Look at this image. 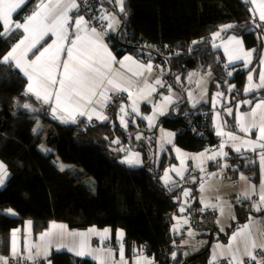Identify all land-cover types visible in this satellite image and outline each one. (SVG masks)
<instances>
[{
	"label": "trees",
	"instance_id": "16d2710c",
	"mask_svg": "<svg viewBox=\"0 0 264 264\" xmlns=\"http://www.w3.org/2000/svg\"><path fill=\"white\" fill-rule=\"evenodd\" d=\"M36 2L30 0L14 18L23 20ZM101 3L112 4L113 1L100 0ZM123 7V12L118 11L121 20L118 33L108 36L118 57L132 53L166 61L174 78L179 75L182 79L191 70L210 68L211 92L224 88L228 82L222 52L207 40L211 33L222 31L223 37L242 36L248 47L258 50L262 44V29L254 22L250 5L244 0H125ZM229 25L231 27H227ZM20 37L21 32L17 30L0 36V58ZM234 73L230 81L242 86L244 71ZM26 86L27 78L20 70L10 62L0 63V160L10 171L5 185L0 187V252H9L11 230L26 221L32 223L37 233L56 220L67 223L70 228H122L127 243L145 245L158 264H182L193 255L186 256L178 250L186 230L174 228L175 217L186 213L173 204L170 196L178 199L180 186L172 188V184L164 185L160 180L174 158L167 157L166 152L156 165L153 139H146L147 145L141 142L139 146L145 160L140 167L126 164L123 161L126 154L119 150L121 145L128 150L127 143L132 148L137 146L136 135L145 133L140 129L146 125L145 121L140 118L138 123L130 122L125 128L113 112L107 120L96 124L85 120L62 122L49 114L47 106L26 94ZM254 97L264 98V89ZM208 109L206 104L192 106L181 102L173 106L171 116L160 118L159 125L177 132L175 144L199 151L218 141ZM202 111L208 112L203 138L188 127L200 123ZM182 128L185 130L180 131ZM262 152L264 149L244 153L229 151L222 161L211 166H225L223 174L228 178L236 179L242 173L257 182ZM62 164L77 171L74 181L63 175ZM83 178L94 181V199L87 198L76 187ZM195 188L197 190L196 185ZM199 208L200 201L194 208L197 218L201 215ZM5 209H14L19 216L11 217L3 212ZM252 214H264V210L256 211L248 201L237 203L227 232L242 225ZM192 223L195 227L194 221ZM199 223V236L209 240L210 227L203 229L201 221ZM208 243L205 241L196 253L204 251ZM209 252L210 248L190 264H207ZM53 257L60 258V264H93L69 254Z\"/></svg>",
	"mask_w": 264,
	"mask_h": 264
},
{
	"label": "crops",
	"instance_id": "0c3cea01",
	"mask_svg": "<svg viewBox=\"0 0 264 264\" xmlns=\"http://www.w3.org/2000/svg\"><path fill=\"white\" fill-rule=\"evenodd\" d=\"M29 1L30 0H26V3L21 5V7L17 9L16 12H13V21L21 23L24 22V19L16 20L14 16ZM110 1H113V3L100 4L99 18L101 19V17L105 15L111 18L110 12L108 11L115 10V12L119 16L120 23H115L114 27L110 28L108 27V25L112 23V20L101 19L100 23L103 24V28H101L99 25H94L89 21V19L81 10L78 0H76L77 4L79 5L78 9H73L68 13L71 19L69 21V24L67 25L69 39L65 42V47L67 48L70 46V41L74 39L77 34L74 21L80 16H83L84 19L88 21L89 33L91 28H95L97 32L101 34L99 37L100 42L106 45L108 52H110L112 57L115 58L114 62L109 61L112 66L113 73L120 74V82L129 87V91L132 93V96L129 97L128 92L108 91V97H110L114 93H120L122 95V99L120 100V102L114 106L113 112H115L118 116H123L125 121L127 120L129 123H138V119H143L146 125L143 124L140 129L145 131V133L138 132V134L136 135V140H140L141 138H145L148 140L153 139L155 152L158 151L159 155H161L160 157H162V155L167 152V157L174 158L175 161L173 160L170 162L171 164H169L172 165L176 163L177 166L182 169L181 173L183 174L184 178L178 179L179 183L177 184H175L176 181L171 183L173 185L172 188L179 187L180 185L185 183H190L197 186L198 197L200 201L199 212L201 213L199 221H201V225L203 227H215L213 236L214 239L210 246L207 264H230L233 255H235L238 259H242L243 264H256V261L250 260L247 256L244 255V248L246 241L248 242L249 246L251 245L252 241H255L257 245L264 244V214H252L250 215L249 219L242 225L236 227L230 233L227 231L233 223L235 216V205L237 203L241 201H248L251 202L255 208V205L259 202L261 185L262 183H264V170H262L260 164L259 180L257 182H254L250 177L242 173L239 174L236 179L228 178L223 174L225 166L212 167L211 165L222 161L228 155L229 151H234L236 153L252 152L253 150L251 149V147L243 144L242 141L258 140V127L250 128V131L248 132L241 131L240 118L243 117V122L245 123V125L250 127L253 123V118L251 116L252 110L258 103L264 101V98L254 97L255 93L264 89V87H253L251 91H245V89L248 88L250 84V75L252 76L251 84H260V73L264 71V64L261 63V61L264 60V30L261 31L262 44L259 50L255 47H248L246 45L245 39L242 36L230 35L228 37H223L222 31H216L210 34V36L213 37V41L211 43L221 50L225 59L223 69L232 67L235 72L244 71L245 74V80L242 86H239L236 83L230 81V79L235 75L234 73L227 75L228 82L224 86V88L211 92L210 86L213 82V74L210 70L202 71L200 69H194L191 70L185 77H183V79L179 75L174 78V76L172 75V69H170V65L166 61H156L152 58L141 57L132 53H126L123 56L118 57L116 55V52L112 48L110 41L108 40V36L112 33H116L121 25L120 15L118 13V11H120V6L116 2V0ZM244 1H247L250 5L254 22L257 25H260L262 23L264 24V21H261L259 19V11L257 9V5L260 3V0H257V4H253L251 0ZM44 2L47 3L48 0H44ZM53 2H55V0H53ZM65 2H67V0H65ZM38 3L39 0H37L34 9L36 8V5ZM254 9L257 10L254 11ZM60 10L61 9H57V11ZM32 12L29 15H31ZM16 30L21 32V37L16 42L18 43L19 40L23 38L24 33L22 29H15L14 31ZM216 33H219V36H216ZM80 35H84V33L81 32ZM93 38L95 39V37ZM55 39L56 37L49 33L48 35L44 36L43 40L40 41V44L37 45V48H41L42 45L46 47ZM237 41H239L240 43L238 44ZM23 47L24 46H22L21 51L23 50ZM81 48L85 52H87L88 55L95 57L97 60L109 59L103 52V50H95L94 47L89 45L86 41L82 42ZM35 51L36 49H33L32 52H29L27 59H34L35 57L33 55V52ZM246 52L252 53L250 57V63H246L245 58H234L237 55L243 56V54ZM125 57H132V60L136 61L139 64L147 65L150 63L152 65L151 72L145 71L142 76L134 75V72L142 70L138 69L136 64H133L132 61H124ZM230 57L233 58L230 60ZM66 58V52L62 53L61 60ZM257 58L258 62L256 63ZM120 61H124V67H121L119 63ZM10 63H12L16 69L20 70L15 66L14 61ZM96 66L100 67L99 64H97ZM157 80H159L161 83L157 84ZM28 83L29 81L27 79V85ZM104 87L110 89V86H108L106 83ZM236 87H240L241 89L237 91ZM218 93L221 95H217ZM31 95L35 97L34 94ZM109 101L110 99L107 100L106 104H108ZM133 101L136 102L138 112L133 111L132 109ZM181 102H187L192 106L206 104L209 107L208 110L210 111V118L215 129L214 133L216 138L218 139L216 144L208 146L199 151H191L175 144L177 136V132L175 130L165 128L160 125L158 126V128H156L160 118L163 116H171L173 106ZM40 103L48 107L49 114L52 117L56 118V116H66V113H62L59 111L54 116L52 112V108L55 106L54 98L48 104H45L42 101H40ZM105 106L100 107V105L93 103L91 107L95 108L98 113L102 114L108 119L113 113L110 115H105ZM121 106H123L125 109L124 113L121 112ZM229 109H231V114L228 111ZM262 113H264V109H256V117L254 122L257 125L260 124V117ZM148 117H151V120H149ZM87 119V115H77L75 121H87ZM92 119H95L96 121L107 120L97 119L96 115H93ZM58 120L62 122H73L71 119H67L66 121L62 119ZM155 130L156 132L154 134H148V132L152 133ZM219 131H222L226 134L230 133L236 137H239V139L234 141L229 139L228 135H218L217 133ZM144 134L146 137L144 136ZM260 143H264V141H260ZM221 144L224 145L223 152L227 153V155H218L216 159H208V156L221 150ZM237 146L240 147V152L235 151V147ZM131 149L135 150L134 148ZM256 150L262 149L257 148ZM156 157L157 154L155 155V161ZM156 164L158 163L156 162ZM75 174H77V171L75 169H63V175L70 181L75 180ZM241 176H244L247 179L242 180L240 178ZM6 181H4V183L0 185V187H3ZM252 186H254L255 192L252 191ZM76 187L87 198H95V185L94 181L91 178H83L76 183ZM185 192L188 193L187 196L184 195ZM192 193L193 190L190 188H186L183 191V198L187 197L189 200V206L185 208L190 209L191 204L195 200ZM244 193H248V196L250 198H245L243 195ZM177 200L178 199H176L175 201ZM185 208L182 209L185 210ZM262 210H264V208H262L260 211ZM222 211H224V215L222 214ZM3 212L11 217L19 216L14 209H5L3 210ZM182 212L184 213V211ZM182 217L183 216L175 217L174 228L178 231L181 230L179 229L181 227L178 224L179 222L181 223ZM29 222L30 221H26L24 225L11 230L9 252H0V257L4 258V260L7 261V264H17L16 260L20 259L25 262V264H40L41 262L44 264H60L61 259L55 258V260L53 257L54 254H69L76 259H88L93 264H100L101 260L104 262V264H121V247L123 248L124 261H126L127 264H136L137 260L140 261V264H149V262L150 264H158L155 257L147 252V247L145 245H129L126 241V232L122 228H117L116 230H113L109 226H91L89 228L83 229L70 228L67 223L54 220L51 221L44 230L35 233L32 223ZM220 222L223 223L224 226H222ZM53 224L63 225L66 227L63 230L58 228L53 229ZM246 225L248 227L243 232V234L237 235L236 239L233 240V236L237 233H240L242 229H245ZM90 229H95V232H90ZM105 229L108 230L106 237H102L98 234L103 233ZM13 232L16 233V255H13L12 251ZM48 232H51L52 234L41 239L42 235ZM70 233H82L84 235H70ZM121 233L122 236L120 235ZM82 241L86 244V250L92 252V255L80 256L76 255L74 251L69 250L70 248H76L78 250L79 245ZM205 241L206 240L200 241L197 246H192L191 250L189 248L186 249L182 247L181 243L178 250H181L184 255L189 256L198 252L205 245ZM229 245H231V247H229ZM109 250L111 251V255H109ZM253 251L257 256V259L264 258V251H261L259 247H257ZM29 257L32 258L30 259ZM13 259H15V261H13ZM0 264H4V261L0 260Z\"/></svg>",
	"mask_w": 264,
	"mask_h": 264
},
{
	"label": "snow or ice",
	"instance_id": "6c2138e0",
	"mask_svg": "<svg viewBox=\"0 0 264 264\" xmlns=\"http://www.w3.org/2000/svg\"><path fill=\"white\" fill-rule=\"evenodd\" d=\"M116 2L120 6V11L123 12L124 0H116ZM251 2L257 4V0H251ZM24 3H26V0H0V24L3 26V30L0 31V36H7L15 29H22L24 33L23 38L12 47L11 51L0 58V63L15 62V66L23 72L29 81L26 94H34L37 100H40L45 104L50 103L54 98L55 106L52 108L54 116L58 111L66 113V116H56V118L65 121L71 119L75 122L77 115H87L89 120L92 119L93 115H96L97 119H107V117L98 113L95 108L91 107L93 103L100 105V107H104L107 100L110 99L107 95L108 91L128 92L129 97L132 96V93L129 91V87L120 82V74L113 73L109 61L114 62L115 58L112 57L110 52H108L106 45L100 42L99 37L101 34L98 33L95 28H91L89 33L88 21H86L83 16H80L74 21L77 34L75 38L70 41V46L66 48L65 42L69 39L67 25L71 19L68 13L73 9H78L79 5L76 0H67V2H65V0H55V2H53V0H48L47 3H45L44 0H39V3L36 5L32 14L24 17L23 23L13 21V12H16ZM57 9L61 10L57 11ZM257 9L259 11V19L264 21V0H260ZM257 9H254V11ZM101 19H111L112 23L108 25L110 28L114 27V24L116 23L114 17L110 18L107 15L101 17ZM227 27H231V25ZM81 32H83L84 35H80ZM49 33L55 36L56 39L46 47L42 45L41 48H37L40 41ZM215 35L219 36V33H216ZM93 37H95V39ZM85 41L93 46L95 50H103L109 59L97 60L95 57L88 55V53L81 48L82 42ZM237 43L239 44L240 42L237 41ZM22 46L24 47L21 51ZM33 49H36V51L33 52L35 58L29 60L27 59L28 53L32 52ZM65 52L67 58L61 60V54ZM251 55V52H246L243 56L237 55L234 58H245L246 63H250ZM232 58L233 57H230V60ZM124 61H132L133 64H136L138 69L142 70L134 72V75L142 76L145 71L151 72L152 70V65L150 63L147 65L139 64L136 61H133L132 57H125ZM124 61L119 62L121 67H124ZM261 63L264 64V60H262ZM97 64H99L100 67H97ZM249 81L250 84L249 87L245 89L246 92L251 91L253 87H264V71L260 73L259 85L251 84V75L249 76ZM105 83L110 86V89L104 87ZM156 83L159 84L161 82L157 80ZM217 95L221 94L218 93ZM24 107L28 108L30 106L24 105ZM132 109L133 111L138 112L135 101H133ZM256 109H264V101L258 103L252 110L251 116L253 118V123L250 127L245 125L243 117L240 118L241 131L248 132L250 131V128L258 127L259 137L257 141H242L243 144L251 147L253 151L257 148L264 149V143H260V141H264V113L261 114L260 124L257 125L254 122ZM228 111L231 114V109ZM121 112H125L123 106H121ZM148 119L151 120V117H148ZM121 123L126 126L123 116L121 117ZM217 134L228 135L229 139L234 141L239 139V137L230 133L226 134L222 131H219ZM115 142L118 143L119 141ZM223 147L224 145L221 144V150L208 156V159H216L218 155H227V153L223 152ZM235 151L240 152V147H235ZM126 162L129 164L138 163L139 159L138 157L129 158ZM260 164L262 170H264V152L260 154ZM173 171H177L178 174H181L178 169H173ZM6 176V165H4L3 162H0V185L4 183ZM240 178L242 180L247 179L244 176H241ZM252 191L255 192L254 186H252ZM184 195L187 196L188 193L185 192ZM243 195L245 198H250L248 193H244ZM262 208H264V183L261 185L260 199L255 205V210L260 211ZM181 211H183V209H181ZM65 227L66 226L63 225H52L53 229L58 228L63 230ZM247 227L248 226L246 225L245 229H242L240 233L235 234L232 239L235 240L237 235H242ZM89 231L95 232V229H90ZM107 232L108 230L105 229L103 233L98 234L102 237H106ZM51 234V232L44 233L41 239L45 236H50ZM70 235L83 236L84 234L70 233ZM120 235L122 236V233ZM15 237L16 233L13 232V255L17 254ZM229 247H231V245H229ZM257 247H259L261 251H264V244L257 245L255 241H252L249 246L246 241L244 255L250 260L256 261V264H264V258L257 259V256L254 254L253 250ZM69 250L74 251L76 255L80 256L92 255V252L86 250V244L83 241L80 243L78 250L76 248H70ZM109 255H111L110 250ZM29 258L31 259L32 257ZM0 260H3L4 264H7V261L4 260V258L0 257ZM120 260L121 264H127V262L124 261L122 247L120 250ZM100 264H104V262L101 260ZM136 264H140V261L137 260ZM230 264H243V260L238 259L233 255Z\"/></svg>",
	"mask_w": 264,
	"mask_h": 264
},
{
	"label": "rangeland",
	"instance_id": "374dc122",
	"mask_svg": "<svg viewBox=\"0 0 264 264\" xmlns=\"http://www.w3.org/2000/svg\"><path fill=\"white\" fill-rule=\"evenodd\" d=\"M108 12H110L111 17L115 18L116 23L119 24L120 23L119 16L115 12V10H111V11H108ZM118 118H120L119 121H120V124L122 125V127L126 128L129 125V122L127 120L125 121L124 117H123V119L126 122V126L121 123V116H118ZM153 147H154V145H153ZM119 150L123 151L126 155H128V156L124 155V157H123V161L126 164L134 166V167H140V166L144 165V163H145L144 153L141 150H139V149L138 150H133L131 148H129V150H127V149H125V147L123 145L120 146ZM156 154H157L156 161H155V158H154V161L159 163L161 155H159L158 151L156 152ZM136 157H138V159H139L138 163L129 164V163L126 162L129 158H136ZM0 162H3V161L0 160ZM170 164L165 167L163 173L160 175V180H161L162 184H164V185H169V184L173 183L174 181H177L178 179L184 178L183 174L181 173L182 169L179 168L176 163H174L172 165H170ZM4 165H6V164L4 163ZM62 168L63 169H72V166H69L68 164H62ZM6 169H7V176L5 177L4 181H6L8 179V177L10 176V171H9L7 165H6ZM173 169L180 170L181 174H178L177 171H173ZM166 173H167V175H166ZM184 173H186V172H184ZM188 201H189L188 198L184 197L183 198V202L179 205V209L181 210L182 208L184 209L185 207H188L189 206L188 205ZM183 211L186 214L183 215V217L181 219V223L179 222L178 225L181 228H184L186 230V234H185L184 239L182 240L181 243H182V247H184L186 249L189 248L191 250L192 246H194V245L197 246V244L200 241H203V240H206V239L205 238H201L199 236L200 231H198L197 228L194 227V225L192 223L193 217L191 216L190 213L187 212V208H185V210H183ZM222 214L224 215V211H222ZM183 221H184V223H183ZM221 224H222V226H224L223 223H221ZM181 228H179V229H181ZM206 241H208V239Z\"/></svg>",
	"mask_w": 264,
	"mask_h": 264
},
{
	"label": "built area",
	"instance_id": "2783aa9c",
	"mask_svg": "<svg viewBox=\"0 0 264 264\" xmlns=\"http://www.w3.org/2000/svg\"><path fill=\"white\" fill-rule=\"evenodd\" d=\"M81 10L83 11V13L85 14V16L89 19V21L94 24V25H99L101 28H103V24L100 23L101 19L99 18V6H100V0H78ZM70 26V25H69ZM260 28L262 30H264V24H260L259 25ZM207 40H210L211 42L213 41V37H211L210 35L207 37ZM224 71L227 75L229 74H234L235 70L232 68H224ZM241 88L240 87H236V90L239 91ZM122 99V95L120 93H114L110 96V101L108 104H106L105 108H104V113L105 115H110L113 113L114 110V106L116 104H118L120 102V100ZM203 118V119H202ZM207 118V113L205 111H202L200 113V118L201 119L200 123L197 124H189L188 127H191L192 130L196 131L197 135L199 137H206V131L204 129V119ZM198 120V121H199ZM88 124H96V120L95 119H87L86 121ZM185 128L180 129V131H184ZM127 147L128 148H132L130 143H127ZM13 261H15V259H13ZM17 264H25V262H23L21 259L20 260H16ZM40 264H44V263H40Z\"/></svg>",
	"mask_w": 264,
	"mask_h": 264
},
{
	"label": "water",
	"instance_id": "95a60500",
	"mask_svg": "<svg viewBox=\"0 0 264 264\" xmlns=\"http://www.w3.org/2000/svg\"><path fill=\"white\" fill-rule=\"evenodd\" d=\"M118 33V31H117ZM170 69H171V66H170ZM210 70V68H208ZM159 126V123L157 124L156 128H158ZM134 133V131L132 132V134ZM141 141L145 143V145H147V140L145 138H141L139 141H138V144L136 147H134L135 150H138L139 149V146L141 144ZM151 158H152V155H151ZM186 188H190L193 190V192L195 193L194 194V202L191 204L190 206V214L191 216L193 217V221L195 223V227L197 229H200V221H199V218H197L194 214V208H195V204L199 201V197H198V192L195 188V185L193 184H190V183H185V184H182L180 187H179V190H178V195H179V198L177 201L173 200L172 196H170V198L172 199V202L174 205H179L182 203V199H183V191L184 189ZM210 227V234H209V240H208V245H207V248L202 251L201 253H195L193 255H191L190 257L186 258L182 264H190L192 262H194L202 253H205L207 252V250L210 248L211 244H212V241H213V236H214V232H215V227L214 226H204L203 229H208Z\"/></svg>",
	"mask_w": 264,
	"mask_h": 264
}]
</instances>
